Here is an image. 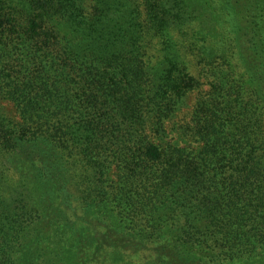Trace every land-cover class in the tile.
Wrapping results in <instances>:
<instances>
[{
    "label": "trees",
    "instance_id": "trees-1",
    "mask_svg": "<svg viewBox=\"0 0 264 264\" xmlns=\"http://www.w3.org/2000/svg\"><path fill=\"white\" fill-rule=\"evenodd\" d=\"M0 264H264V0H0Z\"/></svg>",
    "mask_w": 264,
    "mask_h": 264
}]
</instances>
